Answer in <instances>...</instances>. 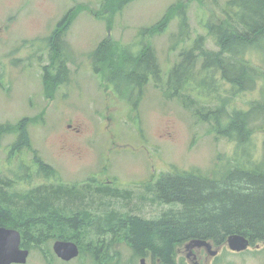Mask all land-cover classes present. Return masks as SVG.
<instances>
[{
  "label": "rangeland",
  "instance_id": "1",
  "mask_svg": "<svg viewBox=\"0 0 264 264\" xmlns=\"http://www.w3.org/2000/svg\"><path fill=\"white\" fill-rule=\"evenodd\" d=\"M230 1L0 0V206L13 218L6 227L21 236L27 222L21 247L30 250L26 262L12 264H97L85 262L83 254L61 262L53 248L58 239H79L81 246L112 242L106 252L116 255L114 264H151L152 258H135L122 244L121 233L128 228L119 227V220L155 221L179 208L155 194L162 175L174 170L220 177L261 157L262 116L245 144L222 135L217 124L223 126L235 111H248L260 100V43L246 47L241 57L260 75L251 90L236 91L217 66L202 68L200 55L175 96L165 95L174 90L173 83H159H166L182 54L192 50L196 55L197 41L206 51H218L211 26L233 16L234 9L226 10ZM177 2L170 11H176L175 17L169 13L167 25H162L167 9ZM104 41L112 42L118 58L104 65L100 76L90 54ZM148 47L162 72L158 84L154 79L132 87L113 84L110 67L120 65L124 51L142 55ZM209 111L220 116L217 123L212 116L201 119L196 114ZM45 164L53 175L41 172ZM55 188L68 189L47 204L49 211L59 207L61 212L52 216L60 219L44 217L50 223L40 226L32 221L42 217L34 208L40 204L37 194L53 195ZM19 213L28 214L17 218ZM31 213L34 217L26 221ZM70 216L78 217L75 225L68 222ZM37 230L49 236L36 242L32 237L39 236ZM184 243L176 249H184ZM256 244L259 250L252 244L246 248L250 251L235 250L237 254L223 248L212 264H264V244Z\"/></svg>",
  "mask_w": 264,
  "mask_h": 264
},
{
  "label": "trees",
  "instance_id": "2",
  "mask_svg": "<svg viewBox=\"0 0 264 264\" xmlns=\"http://www.w3.org/2000/svg\"><path fill=\"white\" fill-rule=\"evenodd\" d=\"M175 6H179V3L169 6L167 13L162 18L164 19L162 25H167L169 13L170 17H175L176 11L170 12ZM231 9H234L232 17L230 12H227V16L231 17L229 20H223L220 24L211 26L218 51H206L197 41L195 48H200L197 51L198 54L193 55L192 50L182 54L180 63H176L168 72L169 78L166 83L159 80L162 72L150 47L143 50L142 55L133 54L129 49H126L121 56L120 65L110 67L113 72L110 77L111 81L115 85L123 82L131 87L144 85L149 79L159 80L163 86L173 83L174 90L165 93L166 96L172 97L177 94L179 87L187 80L197 56L200 55L202 58L201 67L217 66L221 71L222 78L230 83L236 91L253 89L256 85L255 80L260 75L246 62H242L241 57L246 47L254 43H260L264 48V0H232L226 5V10L230 11ZM180 18L183 17L180 16ZM161 22L162 20L157 24ZM226 22L228 23L224 26ZM162 28L164 29V27ZM51 38H53L52 35ZM56 39L52 41L54 47L57 46ZM90 56L94 71L99 75L102 70L104 71V65L112 64L118 58L114 55L111 41L101 42ZM64 62L63 60L62 63ZM123 63H125L124 66ZM47 78L45 75L44 80L46 81ZM261 78L264 80V75ZM211 113L213 111L197 112L196 114L201 119H207L212 116ZM258 116H262L263 119L260 120L264 121V89L257 103L253 104L248 111H235L223 126L217 123L220 116L214 117L213 115L212 117L219 125V132L222 135L234 136L241 144H245L256 128L254 123ZM262 149V155L257 161L250 163L246 168L238 167L240 165L238 164L220 177L215 173L212 175L214 177H210L201 172H175L174 170H172L174 173L162 175L154 185L155 194L160 200L174 204L176 207L178 205L179 208L174 213L169 212L155 221L139 217H131L124 223L119 220V227L128 228L124 229L121 234L133 243L138 256H143L149 251L154 259L160 260L161 264H173L176 246L195 239L211 241L220 245L225 244L230 235L236 234L247 238L251 244L260 242L264 244V143ZM41 172H44L45 176L54 174L53 169L46 164L42 165ZM67 191L66 188H55L52 191L55 193L53 195L41 196V194H37L40 197L38 199L40 204L34 208L40 209L38 213L42 217L32 220L34 214L31 213L25 220L39 221L40 226L45 227L49 222L45 218L60 219L58 215L56 218L52 216L53 213L61 212L59 207L53 206L49 211L47 204H51L56 197ZM19 214L21 215L15 216L22 218L28 213ZM60 217L65 218L66 216L61 215ZM81 221L83 222V219L79 222ZM12 222L10 210L0 206V225L8 226L12 225ZM68 222L74 224L78 222V217L70 216ZM109 222L110 220H106V224ZM26 227L27 222L26 226H23L21 236L24 240L23 244H26L25 240H27ZM38 230L34 234H40L32 237L34 241H43L49 236L48 232L42 233V230L40 232ZM83 234L87 235V233ZM78 240L75 241L79 243Z\"/></svg>",
  "mask_w": 264,
  "mask_h": 264
},
{
  "label": "flooded vegetation",
  "instance_id": "3",
  "mask_svg": "<svg viewBox=\"0 0 264 264\" xmlns=\"http://www.w3.org/2000/svg\"><path fill=\"white\" fill-rule=\"evenodd\" d=\"M58 240L70 241L71 239H58ZM123 241L124 242L122 244L127 249H129L130 252H132L134 254L135 258H138L139 256L135 252V248H134L133 243L130 242L126 238H124ZM74 242L77 244V246L79 248V254H78L77 258H79L83 254L82 256H84L83 259L85 260V262H90L93 260L97 264H114V259H115L116 255L115 254L109 255L106 252L108 249L111 248L112 242H110L109 244L108 243L106 244L104 242H98V244H96V245L95 244H88L85 246H81L76 241H74ZM187 244H188V241L183 244L184 249H181V248L175 249L174 257H173V264H178V263L184 264V262H185V264H212L213 261L215 260V258L222 253L223 248H226V250L232 254H237L235 250L230 249V247L227 245V243H225V244L223 243V244L218 245V244H215V243L210 241V242H208L207 245L193 246V247L192 246L187 247ZM116 246H119V244H116ZM249 246L251 247L252 244H250ZM254 248H255V251L259 250L258 249L259 246H257V244H254ZM246 250L250 251L251 249H246ZM28 251L30 252L29 249H28ZM213 251L215 252L216 255L210 256V254ZM90 252H92V254H90ZM98 252H103V253L98 254ZM104 253H106V254L104 255ZM54 255H56L58 260H60L63 263H70L73 260V259L65 260V259L59 257L57 254H55V252H54ZM142 257H149L150 259L152 258L153 262H151V264H161L160 260L154 259L151 252H149V251H147L145 256L143 255ZM177 258H180V262L177 261ZM83 263H84V261L80 262V264H83Z\"/></svg>",
  "mask_w": 264,
  "mask_h": 264
},
{
  "label": "water",
  "instance_id": "4",
  "mask_svg": "<svg viewBox=\"0 0 264 264\" xmlns=\"http://www.w3.org/2000/svg\"><path fill=\"white\" fill-rule=\"evenodd\" d=\"M227 245L237 251L248 247L249 240L240 235H230L226 241ZM206 240H190L187 247L207 245ZM55 253L65 259L70 260L79 254V248L76 243L71 241L58 240L54 243ZM29 255L28 249L21 247V234L12 227L0 225V264L24 263Z\"/></svg>",
  "mask_w": 264,
  "mask_h": 264
},
{
  "label": "bare ground",
  "instance_id": "5",
  "mask_svg": "<svg viewBox=\"0 0 264 264\" xmlns=\"http://www.w3.org/2000/svg\"><path fill=\"white\" fill-rule=\"evenodd\" d=\"M86 222H83L82 225H85ZM88 230V228H86L85 230H82L83 232H86Z\"/></svg>",
  "mask_w": 264,
  "mask_h": 264
}]
</instances>
